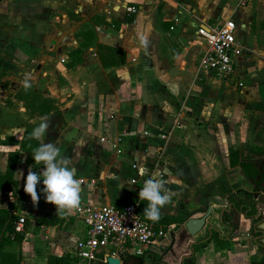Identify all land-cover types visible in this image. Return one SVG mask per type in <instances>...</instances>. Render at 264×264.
<instances>
[{
	"label": "crops",
	"instance_id": "obj_1",
	"mask_svg": "<svg viewBox=\"0 0 264 264\" xmlns=\"http://www.w3.org/2000/svg\"><path fill=\"white\" fill-rule=\"evenodd\" d=\"M226 18L236 23V45L234 70L223 78L199 67L205 42L196 29ZM41 117L49 121L41 141L71 159L82 203L135 202L129 177L137 162L154 168L157 179L162 172L165 188L175 193L162 215L183 218L210 204L207 221L219 226L221 204L209 196L227 200L238 188L252 189L242 167L229 164V149L264 148V0H0V171L25 128L34 129ZM26 159L21 152L13 200L0 192V216H25L22 237L2 246L7 257L0 264H45L85 235L74 213L54 224L42 221L57 209L46 202L42 180L38 204L24 192L29 169L44 170ZM137 204L144 215L147 201ZM179 222L144 255L110 242L92 263L106 264L109 248L127 253L122 260L162 253L167 264L189 254L183 264H261L264 254L247 234V219L237 236L193 244V252L188 244L198 236L181 237Z\"/></svg>",
	"mask_w": 264,
	"mask_h": 264
},
{
	"label": "built area",
	"instance_id": "obj_2",
	"mask_svg": "<svg viewBox=\"0 0 264 264\" xmlns=\"http://www.w3.org/2000/svg\"><path fill=\"white\" fill-rule=\"evenodd\" d=\"M127 10L135 12L133 5L126 6ZM235 28L236 23L231 18H226L219 24L199 26L197 34L203 38L205 47L199 57V67L214 72L220 77H228L234 70L235 52ZM101 140L105 137L101 136ZM119 151L117 143L112 141ZM158 159L155 156L154 162ZM155 166V165H153ZM135 174L129 177L130 183L135 187L136 201L115 204H87L82 203L74 214L85 226V235L78 238L74 246L69 250L74 264H91L98 258V250L114 242L129 253L144 255L155 240L164 234L162 227H156L150 220L138 210L137 201L139 191L144 182L149 178L157 179L154 168L141 175V168L137 162L132 163ZM145 169V168H144ZM163 173L159 172V180ZM13 200L11 191L6 192V201ZM25 216L20 215L15 222V230L23 231Z\"/></svg>",
	"mask_w": 264,
	"mask_h": 264
},
{
	"label": "clouds",
	"instance_id": "obj_3",
	"mask_svg": "<svg viewBox=\"0 0 264 264\" xmlns=\"http://www.w3.org/2000/svg\"><path fill=\"white\" fill-rule=\"evenodd\" d=\"M142 42L146 44L143 39ZM22 83L26 90L31 88L29 76H26ZM48 129V118L41 117V122L32 130L29 139L41 140ZM32 157L36 164H41L44 168L39 174L30 168L24 182L23 190L31 197L33 204L39 202L37 186L42 180L46 202L56 207L57 214L67 216L79 210L83 190L71 159L63 156L61 149L55 143L39 144L33 149ZM140 172L144 175L147 169L141 168ZM138 195L140 200L147 201V207L144 209L145 217L152 222H158L162 208L172 202L175 193L166 189L161 180L149 178L144 182Z\"/></svg>",
	"mask_w": 264,
	"mask_h": 264
},
{
	"label": "trees",
	"instance_id": "obj_4",
	"mask_svg": "<svg viewBox=\"0 0 264 264\" xmlns=\"http://www.w3.org/2000/svg\"><path fill=\"white\" fill-rule=\"evenodd\" d=\"M33 128L26 127L21 136L19 147L13 150H9L7 153L6 168L4 171H0V192L9 191L16 188L18 185L17 178L15 177V171L18 166L19 155L21 152H26L27 159L30 161L32 167L36 168L41 164H36L32 154L33 149L39 144L43 143L41 140L29 139V135ZM252 149L248 147L245 152H241L238 148L229 149V164L231 166L239 164L245 175L252 182H255L258 186L264 182V172H261L257 167L251 166L246 163L243 159L248 154L252 153ZM261 152V151H260ZM222 180L221 185L224 186ZM228 190V189H227ZM230 191V190H229ZM4 211V210H0ZM182 211V210H181ZM18 219L17 214L8 212L7 214L0 216V256L2 260L6 262V255L1 251L2 246L9 240H18L22 237L21 231L15 230V222ZM182 219V214L162 215L158 222H153L156 226L161 223L163 229H167L171 223H178ZM61 220L60 214L57 211L52 213L49 217L42 218V221L49 224H54ZM218 242V240L216 241ZM120 256L127 257V253H121ZM190 258V257H189ZM187 258V259H189ZM15 261V259H14ZM73 257L69 253H63L61 255L49 254L45 264H73ZM192 260H185L184 264H190ZM93 264V263H91ZM261 264H264V257L261 260Z\"/></svg>",
	"mask_w": 264,
	"mask_h": 264
},
{
	"label": "flooded vegetation",
	"instance_id": "obj_5",
	"mask_svg": "<svg viewBox=\"0 0 264 264\" xmlns=\"http://www.w3.org/2000/svg\"><path fill=\"white\" fill-rule=\"evenodd\" d=\"M249 148L253 150L252 153L242 159L251 166L257 167L261 172H264V148L259 146H249ZM247 149L248 147L246 150ZM249 183L252 185V189L247 190L244 188H238V192H230L231 194L228 195L227 200L232 202L233 206L231 207L230 212H224L223 215L225 225L224 237L232 239L237 236L240 233L241 219L245 218L248 220L247 234L251 239V242L256 245L257 251L264 254V246L258 242L259 239L255 240V236L260 233L254 231V223L264 218V202L262 203V200H260V196L264 197V182L261 183L260 186L250 180ZM203 205L204 206H197L196 208H199L201 212H204L206 210V205ZM200 211L198 215L201 214ZM210 225L211 223L206 221L196 239V246H203L210 239L216 238V233L212 231L210 238L206 239L210 234V231L208 230Z\"/></svg>",
	"mask_w": 264,
	"mask_h": 264
},
{
	"label": "water",
	"instance_id": "obj_6",
	"mask_svg": "<svg viewBox=\"0 0 264 264\" xmlns=\"http://www.w3.org/2000/svg\"><path fill=\"white\" fill-rule=\"evenodd\" d=\"M209 200H213L214 202L221 204V208L219 210L218 219H217L219 226H217L216 224H211L208 227L210 234L206 239L210 238L212 231H214L216 233L217 239L225 238L223 235L222 229H221V228L225 227L223 215H224V212H230L231 207L233 206V203L228 201V200L217 197V196H209ZM260 200H262V203H263L264 197L260 196ZM205 209L206 210L204 212L203 211L201 212L199 210V208H194L193 210H191L192 212H189V210L186 211V215L179 222V224H178L179 226L177 229V231L180 230L182 232L180 235L181 237H183V236L185 237L186 235L197 237L200 234L201 229L203 228V226L205 225V223L207 221L206 218L209 215H211L213 212L212 206L210 204H207ZM199 211L201 212V214L198 215ZM254 231L260 233V234H257V236H255V240L259 239L258 242L262 246H264V218L260 219L254 223ZM173 233H175V232L173 231ZM193 244H197V241L193 240L188 244V246H190L192 252L194 250ZM105 252L107 253V256L105 258L106 264H167L162 259V256H163L162 253H160L157 258H152L151 254H147L145 257V260L140 259V258L134 259L131 257L128 259L122 260L120 258V256H118V255L109 254V252H110L109 248H107ZM189 255H191V254H189ZM189 255L182 256L181 264H183V260L185 258L189 257Z\"/></svg>",
	"mask_w": 264,
	"mask_h": 264
},
{
	"label": "rangeland",
	"instance_id": "obj_7",
	"mask_svg": "<svg viewBox=\"0 0 264 264\" xmlns=\"http://www.w3.org/2000/svg\"><path fill=\"white\" fill-rule=\"evenodd\" d=\"M246 148V147H245ZM139 210V209H138ZM143 215V214H142Z\"/></svg>",
	"mask_w": 264,
	"mask_h": 264
}]
</instances>
